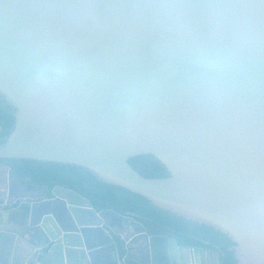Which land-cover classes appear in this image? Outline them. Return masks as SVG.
<instances>
[{
    "label": "water",
    "instance_id": "obj_1",
    "mask_svg": "<svg viewBox=\"0 0 264 264\" xmlns=\"http://www.w3.org/2000/svg\"><path fill=\"white\" fill-rule=\"evenodd\" d=\"M0 95L16 110L0 143V264L203 253L30 183L10 159L84 167L227 235L237 264H264V0H0ZM141 155L169 175L143 177L129 163ZM13 178L39 192L10 200Z\"/></svg>",
    "mask_w": 264,
    "mask_h": 264
},
{
    "label": "trees",
    "instance_id": "obj_2",
    "mask_svg": "<svg viewBox=\"0 0 264 264\" xmlns=\"http://www.w3.org/2000/svg\"><path fill=\"white\" fill-rule=\"evenodd\" d=\"M0 95V143L6 142L15 126L12 106H4ZM6 103V102H5ZM130 165L143 177L163 179L168 170L152 155L130 159ZM7 164L21 178L50 189L63 186L88 198L97 210L113 209L121 214H130L138 221L161 234L175 236L181 244L208 242L224 252V264H237L235 252L227 245L235 243L222 232L200 225L156 207L146 197L124 187L101 181L90 170L72 164L44 162L28 159H10Z\"/></svg>",
    "mask_w": 264,
    "mask_h": 264
},
{
    "label": "flooded vegetation",
    "instance_id": "obj_3",
    "mask_svg": "<svg viewBox=\"0 0 264 264\" xmlns=\"http://www.w3.org/2000/svg\"><path fill=\"white\" fill-rule=\"evenodd\" d=\"M1 99L6 102V103L5 102L3 103L4 106H11L5 100V98L3 96L1 97ZM14 114H16V110L14 111ZM12 180H13L12 192H11L12 197L10 198V200L11 199L13 200L17 195H21L22 193H26L27 191L28 192H32V191H30V187L27 188L26 186H23V184L22 183H18V180H16L15 178H13ZM25 185H27V184H25ZM42 192H43V190H42ZM127 215H130V214H127ZM130 216L133 217L132 215H130ZM144 225L146 226L148 232L151 235L161 234L159 232H155L154 230H151L150 226H148L146 224H144ZM163 235H168V234H163ZM168 236L171 237V238L177 239L173 235H168ZM134 243H135L134 247L137 248V251H138L137 253L138 254H140V255L144 254L145 253L144 251H146V255H147L148 249H147V246H146V249H144V238L135 240ZM178 243H179V246L200 247L202 249V252H203L202 255H201L200 252L196 253L195 251H191V249L187 250L185 252V254H184L185 257H184V260L182 261L181 264H224V252H223V250L220 247H218L216 245L210 244L208 242H203V241H201V243H199V244L198 243L181 244L180 241L178 240ZM227 246H228V250L230 252H235L234 248H235L236 244L227 245ZM132 247H133V244H132ZM176 249L177 248H172L171 249V254L175 255V252L177 251ZM169 252H170V250H169ZM164 256H168L169 257V254L167 253ZM202 256L205 257L204 261L202 259ZM159 260L162 262L163 261V257H162V259H159Z\"/></svg>",
    "mask_w": 264,
    "mask_h": 264
},
{
    "label": "crops",
    "instance_id": "obj_4",
    "mask_svg": "<svg viewBox=\"0 0 264 264\" xmlns=\"http://www.w3.org/2000/svg\"><path fill=\"white\" fill-rule=\"evenodd\" d=\"M0 170H4L2 167H0ZM24 179V178H22ZM31 183V182H30ZM23 186H26L27 188L29 186L25 185L24 183H22ZM30 191H32V193H38L39 190L36 188V189H32L30 187ZM96 258L98 259V261L100 262V264H115V255L114 253L112 252L111 249H104L102 250V252L99 254L96 255Z\"/></svg>",
    "mask_w": 264,
    "mask_h": 264
}]
</instances>
